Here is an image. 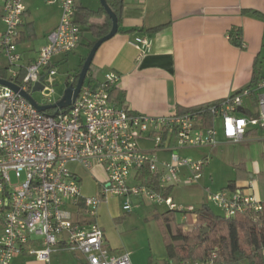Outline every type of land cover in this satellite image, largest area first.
Masks as SVG:
<instances>
[{"label":"built area","instance_id":"built-area-1","mask_svg":"<svg viewBox=\"0 0 264 264\" xmlns=\"http://www.w3.org/2000/svg\"><path fill=\"white\" fill-rule=\"evenodd\" d=\"M48 2L61 4V18L37 58L27 65L22 64L18 49L25 1L3 2L0 56L8 65L12 77L8 80L28 93L42 77L43 93H54L57 67L53 58L74 51L82 40V27L75 21L76 0ZM130 43L145 54L152 41L137 36ZM240 45L246 47L242 41ZM119 80L115 72H106L103 79L84 84L74 103L58 112L40 111L20 92L0 85V264H12L22 253L50 262L56 248L72 249L84 256L86 264H133L129 252L109 247L97 221L101 202L116 195L123 198L127 212L135 200L185 210L167 191L182 179L190 186L197 184L209 157L195 159L180 151L216 147L218 126L199 125L204 108L151 116L120 107L111 95ZM258 87L262 92L255 115L235 114L252 95L249 88L209 107L214 120L220 118L227 141H243L250 125L264 127V80ZM148 139L152 144L147 148L143 141ZM159 152L168 156L161 157ZM72 162L87 170L103 167L106 178L98 194L83 196L79 177L68 166ZM146 172L150 183L144 182ZM205 191L207 201L225 217L248 215L256 222L262 220L264 202L253 193L232 186ZM215 257L169 259L166 264H216Z\"/></svg>","mask_w":264,"mask_h":264},{"label":"crops","instance_id":"crops-1","mask_svg":"<svg viewBox=\"0 0 264 264\" xmlns=\"http://www.w3.org/2000/svg\"><path fill=\"white\" fill-rule=\"evenodd\" d=\"M24 1L26 12L19 37V44L22 45L27 44L28 38L36 33L32 26L27 25L31 24V6ZM124 1L119 24L121 30L99 47L92 62L98 80L103 79L109 71L120 76L116 85L120 96L114 94L118 106L151 116L174 114L179 108H191L222 100L247 88L253 78L256 60L260 73L264 76V0ZM3 2L4 0H0V34L5 30L2 20ZM47 3L51 4L48 0ZM76 6L90 8L80 0H76ZM100 6L101 3L90 9L99 10ZM56 10L57 14L49 32L57 26L61 18V6ZM93 22L101 25L105 22V17H96ZM81 27L84 29L80 46L89 53L91 49L88 44L96 39V33L86 30L84 25ZM235 27H239L241 41L246 47L236 45L230 40V31ZM47 35L37 51L23 54L18 44L23 55V65L37 58L40 48L47 42ZM137 36H147L152 41L150 50L145 54L130 43ZM68 54L55 56L53 64L58 67L68 59ZM87 55L80 56V63ZM79 64L67 77L78 70ZM258 86L254 93L259 96L262 89ZM253 95L245 98L244 104L238 107L235 114L246 117L257 114L258 109L255 111L249 108ZM220 122V118H213V123L219 128L218 145L201 147L205 151L196 157L208 156L210 159L216 156L220 161L226 160L231 165L233 172L220 184L219 190L231 186L241 187L264 202V127L250 125L244 140L233 143L223 136ZM198 123L207 126L202 117ZM143 145L147 148L151 146L148 142ZM162 154L161 157L168 156L167 152ZM91 171L97 174L94 176L100 187V183L106 178L103 167L95 165ZM207 175L204 178L210 181L212 174ZM204 178L202 175L200 181L194 185L203 184ZM112 196L116 200H123L120 196L111 195L106 201ZM137 203L143 204L145 201L138 200ZM184 219L182 215V220ZM190 228L191 225L184 227L185 230ZM105 237L112 249L106 233ZM59 250L62 249L56 248L53 253L57 254ZM51 262L52 259L46 262L22 253L14 258L12 264Z\"/></svg>","mask_w":264,"mask_h":264},{"label":"rangeland","instance_id":"rangeland-1","mask_svg":"<svg viewBox=\"0 0 264 264\" xmlns=\"http://www.w3.org/2000/svg\"><path fill=\"white\" fill-rule=\"evenodd\" d=\"M80 1L90 8H95L101 3L100 0ZM26 2L31 6L29 16L31 24L28 23L27 25L32 26L36 33H33V37L28 38L27 44H19V49L23 54H27L28 51H37L42 45L51 24L54 22L57 14L56 9L60 6L58 3L48 4L47 0H26ZM82 54H88V50L79 44L74 52L68 54V59L57 67L54 93L45 95L41 91L31 90L32 96L38 103H53L63 96L66 89V77L69 72L77 68ZM257 96V93H254L250 98L249 108L251 110L256 111L258 109ZM146 142L152 144L151 139L146 140ZM204 151L205 149L195 148L183 149L180 153L182 156L201 159L196 156ZM158 154L159 156L163 155L162 152ZM68 166L78 174L83 196L92 197L99 193V183L94 176L97 175L96 173L87 170L76 162H72ZM205 170L212 174L209 177L210 181H207L208 178L205 179L206 176L208 177L207 173L206 176L204 175ZM232 172L231 165L226 160L220 161L216 156H213L209 159V163L204 166L203 178L205 176V180L203 184L190 186L182 179L180 183L172 187L170 194L175 202L185 210L197 209L206 203L215 213L222 215L221 210L214 203L207 201L205 188H210L213 192L219 191L220 184L230 177ZM133 202L135 203L132 205V210L127 212L123 209V200H116L114 196L109 201H102L97 217L99 225L105 230L112 249L116 252H129L133 264H166L168 233L165 230V218L171 216L168 212L169 208L165 204L158 205L150 203V201H145L143 204L137 203L138 200ZM182 215L183 211L180 209L174 212L175 224L183 222ZM242 246L246 255L252 253L245 234L242 236ZM57 252V254L53 253L51 264H86L84 256L72 251V249H62ZM242 264L249 263L244 260Z\"/></svg>","mask_w":264,"mask_h":264},{"label":"trees","instance_id":"trees-1","mask_svg":"<svg viewBox=\"0 0 264 264\" xmlns=\"http://www.w3.org/2000/svg\"><path fill=\"white\" fill-rule=\"evenodd\" d=\"M124 2V0H107L109 6L118 16L119 24L121 22V10ZM75 10V21L81 26L84 25L86 30H91L96 33V39L88 44L91 49L99 38L110 32L112 28V19L103 5L100 6L99 10H93L84 6L77 7L75 4ZM101 15L105 17V22L101 25L94 23L93 19ZM83 29L84 28H82V33ZM119 30H121L120 25ZM240 32L239 27L232 28L230 31V40L236 45L241 44ZM22 39L26 38L23 36ZM86 58L87 56L81 60L78 70L67 77V85L76 84ZM89 70L90 71H88L85 84L98 80L96 75L97 72L94 69L93 63L91 64ZM24 74L25 71L23 70L22 76ZM71 77L74 78V81H70ZM252 77L253 78L247 88H249L251 93L254 94V91L259 83L264 80V76L260 73L257 60L255 62ZM0 78L12 79L8 73V65L1 56ZM242 90H239L232 95L234 96L240 94ZM114 94L116 96H120L117 87H114L112 90L111 95L113 98L115 97ZM219 101L220 100L191 108H179L178 113L204 108L206 111L202 118L205 119V124L207 126H212L214 124L213 116L209 113V107L211 104L218 103ZM48 112H54V110L50 109ZM144 176V182L150 183L149 178L151 175L149 172H146ZM170 192L171 188L168 189L167 193ZM182 211L185 217L182 223L175 224L174 222L175 217H173V214L174 212H177V210L169 209L168 212L171 216H166L165 218V230L168 233V240L166 244L168 250L167 257H169L170 260H204L215 254L216 264H242L244 260H247L249 264H264V212L262 213V220L260 222H256L248 215L227 218L215 213L207 204H204L200 208L193 209L192 211ZM186 225H191V228L185 230L184 227ZM206 227L208 228V231L203 233L202 230ZM243 234L246 235V240H248L251 246L252 253L250 255H246L243 249Z\"/></svg>","mask_w":264,"mask_h":264},{"label":"water","instance_id":"water-1","mask_svg":"<svg viewBox=\"0 0 264 264\" xmlns=\"http://www.w3.org/2000/svg\"><path fill=\"white\" fill-rule=\"evenodd\" d=\"M100 2H101V5H103V7L105 8V10L108 12L109 16L112 19V28L108 34L99 38L95 42V44L93 45V47L91 48L90 52L87 55V58H86V60L83 64V67L79 73V77H78L76 84L68 85L61 98H59L56 102H53V103L40 104L35 100V98L32 96L31 93L22 91L17 84H15L14 82H12L8 79L0 78V85L7 86V87L13 89L14 91L20 92L24 97H26L40 111H47L50 109H56V112H58L59 109H61V108L70 107L74 103L76 98L78 97L82 87L85 84V80H86L88 71H90L89 68L93 62V59H94V56H95L97 50L105 41L112 38L119 31L118 16L112 10V8L109 6V4L107 3V0H100ZM43 79L44 78L42 77L41 81L37 82L34 85L33 91L43 92V89H44V85L42 83ZM44 93L48 94L49 92H48V90H45ZM207 231H208L207 227L202 230L203 233H205Z\"/></svg>","mask_w":264,"mask_h":264}]
</instances>
